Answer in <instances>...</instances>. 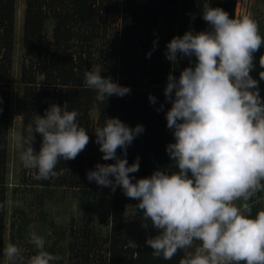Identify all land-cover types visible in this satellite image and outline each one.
<instances>
[{
    "label": "clouds",
    "instance_id": "1",
    "mask_svg": "<svg viewBox=\"0 0 264 264\" xmlns=\"http://www.w3.org/2000/svg\"><path fill=\"white\" fill-rule=\"evenodd\" d=\"M202 15L210 28L174 36L164 53L172 62L178 56L195 57L179 77L169 73L164 88L171 103L166 126L174 137L166 152L173 165L150 176H130L139 170V157L129 164L127 147L144 126L108 117L95 127V141L102 159L114 162H97L86 176L113 192L119 186L138 201L142 226L155 230L145 240L154 257L171 260L182 252L178 264H264V209L253 214L250 203L264 192V98L250 74L264 36L252 17L229 16L210 0H203ZM156 47L154 40L149 58ZM259 64L264 69V54ZM102 71L103 64H95L84 72L85 86L95 91L97 101L131 91ZM259 77L264 80V70ZM149 101L156 102L151 93ZM79 115L67 101L51 103L44 115L35 114L26 134H15L20 161L34 170L36 180L55 176L61 160L75 159L89 143ZM36 133L42 138L38 151L33 147ZM30 243L35 252L27 258L17 244L8 243L3 253L9 264H57L62 259L35 232Z\"/></svg>",
    "mask_w": 264,
    "mask_h": 264
},
{
    "label": "trees",
    "instance_id": "2",
    "mask_svg": "<svg viewBox=\"0 0 264 264\" xmlns=\"http://www.w3.org/2000/svg\"><path fill=\"white\" fill-rule=\"evenodd\" d=\"M15 1L0 0V203L4 204L0 209V264L5 257L9 85ZM236 2L210 0L212 7L223 8L229 16H234ZM202 4L203 0H24L23 55L19 74L22 84L21 133L26 134V127L36 113L44 115L51 103L63 105L67 101L70 109L79 111V122L90 137L75 159L61 160L56 165L55 176L46 180H36L33 173L30 178L23 177L22 182L28 187L63 186L82 191L79 196L83 210L80 224L69 223L68 227L59 230L55 244L46 245L52 253L61 248L62 259L57 264H64L65 260L68 264H178L182 252L171 260L151 254L152 249L145 243L148 235L155 234L151 226L146 229L141 246L129 244L123 230L126 209L133 198L126 196L119 186L113 192L110 187L90 182L86 172L97 162H114L102 159L95 141V127L101 126L108 117H119L129 126L138 123L144 126V131L127 147L129 164L139 157V170L130 176H150L157 168L164 170L173 165L166 152V145L174 137L166 126L165 112L171 103L165 99L164 88L168 74L179 77L181 70L193 63L195 57L178 56L177 61L172 62L164 53L167 42L174 36L210 28L203 19ZM49 22L52 23L50 35L46 30ZM154 40L158 41V47L149 58L147 53L153 48ZM95 64H103V76L130 86L131 91L123 97L110 96L103 103L97 101L95 91L84 83V72ZM150 93L156 97L154 104L149 101ZM93 110L95 117L91 115ZM35 135L33 147L38 151L42 138L39 133ZM117 153L122 155L119 148ZM91 188L110 192V224L104 235L95 230L90 221ZM263 195L264 192L257 193L250 202L253 214L264 209V203L257 202ZM17 213L10 217L9 241L18 246L30 235V219L23 209ZM65 240L66 243L61 244ZM25 247L27 252H21L25 258L34 254L33 244ZM64 255H67L66 259Z\"/></svg>",
    "mask_w": 264,
    "mask_h": 264
},
{
    "label": "rangeland",
    "instance_id": "3",
    "mask_svg": "<svg viewBox=\"0 0 264 264\" xmlns=\"http://www.w3.org/2000/svg\"><path fill=\"white\" fill-rule=\"evenodd\" d=\"M24 7V0L15 1L14 48L12 55L11 81L9 85L10 123L7 138L6 165L8 189L6 198V232L4 236V248L10 243V217L13 213L18 214L17 212H19L20 209H23L28 216V220L30 219L28 227L29 234L31 235V233L35 232L43 236L47 246H52L56 243V238L61 228L68 227L71 222L74 225H79L81 216L83 215V210L79 203V196L82 192L80 189L63 186L38 187L33 185L32 187H28L29 185L22 182L23 177L30 178L33 176L32 173L34 174V170L25 169L23 167L19 158V149L14 139L15 134L21 132L20 107L22 104V84L19 79V74L23 55L22 23ZM234 15H249L252 17L258 23L261 35L264 36V0H237ZM51 28L52 23H47L46 30L49 35ZM261 54H264V46L254 53L253 62L255 68L250 71V74L259 81L260 94L261 97L264 98V80H261L259 77V72L264 70L259 64ZM91 115L95 117L96 111L93 110ZM28 180L29 179H27V181ZM91 182L93 183L94 181ZM93 192L94 194H92ZM89 196L92 197V199L88 200L90 221L94 225L95 230H99L100 234L104 235L108 231V225L110 224V192L108 190L91 188ZM257 202L263 204L264 195ZM137 203L138 201L136 199H132L129 202L125 213V226L123 230L124 237L128 240L129 244L135 247L141 246L142 239L146 234V228L142 226L143 210L136 208ZM51 222L53 224H51ZM30 235L24 237L25 239L19 243L20 245L18 246L21 252H27L28 249L25 245L30 244ZM66 241L67 240L61 242V244L66 243ZM54 247L58 248L57 245H54ZM60 251L61 248L59 247L54 254L61 256L59 253ZM63 258L66 259L67 255H64ZM7 263L8 260L4 257L3 264ZM64 264H68V261L65 260Z\"/></svg>",
    "mask_w": 264,
    "mask_h": 264
},
{
    "label": "built area",
    "instance_id": "4",
    "mask_svg": "<svg viewBox=\"0 0 264 264\" xmlns=\"http://www.w3.org/2000/svg\"><path fill=\"white\" fill-rule=\"evenodd\" d=\"M235 16V15H234Z\"/></svg>",
    "mask_w": 264,
    "mask_h": 264
}]
</instances>
